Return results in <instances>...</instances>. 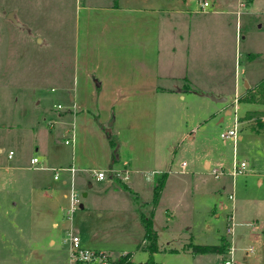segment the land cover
<instances>
[{
    "label": "rangeland",
    "instance_id": "obj_1",
    "mask_svg": "<svg viewBox=\"0 0 264 264\" xmlns=\"http://www.w3.org/2000/svg\"><path fill=\"white\" fill-rule=\"evenodd\" d=\"M113 1L0 0V264H69L70 229L83 245L126 253L132 264H222L229 246L238 264H264V128L257 123L264 106L238 102L264 77V0H167L184 11L180 19L192 18L196 86L213 88L167 101L125 87L126 98L115 100L108 93L114 88L81 82L84 53L91 60L108 45L102 24L88 18L106 14L99 7ZM203 1L208 8L201 9ZM207 33L210 41L201 36ZM208 57L213 69L204 76L198 69ZM248 111L263 114L243 119ZM236 117L237 138L222 137ZM32 154L42 163L30 164ZM241 160L245 170L233 175ZM130 163L153 169L155 181L164 171L171 180L154 215V253L141 222L153 208L152 181L137 174L130 187V175L111 172ZM210 166L223 173L215 177ZM99 170L103 179L94 174ZM71 182L83 205L72 213ZM224 241L221 252L191 250Z\"/></svg>",
    "mask_w": 264,
    "mask_h": 264
},
{
    "label": "crops",
    "instance_id": "obj_2",
    "mask_svg": "<svg viewBox=\"0 0 264 264\" xmlns=\"http://www.w3.org/2000/svg\"><path fill=\"white\" fill-rule=\"evenodd\" d=\"M106 3H115L99 7L103 14L109 15L104 14L96 19H91L90 16L88 18V20H95L94 22L98 25L99 23L102 24L99 33L106 35L105 40L108 45L107 50L103 52L96 51L91 60L88 59L87 53H84L79 71V78L84 85L89 88L95 87L100 91L101 88H104V90L110 87L114 88L115 90L112 93L107 91L111 97H115V100L116 98L118 100L126 98L127 93L121 90L122 87L140 89V94L152 95L160 98L161 101H167L169 98L184 99L187 93L200 94L202 92L208 93L209 91H213V88L209 84H206V86L198 85L201 88L197 90L198 87L192 75L195 68V57H193L192 50L190 51L194 31L188 28L190 24L188 22H192V18H189L188 21L187 17H182V19L178 17V14L184 13V11L170 8L167 0H114L113 2ZM208 7L209 5L204 7L201 4V9ZM201 36L206 41L212 39L209 33L202 34ZM122 39L124 40L122 41ZM168 42L171 46V51L167 49ZM180 46L181 51L178 50ZM125 48L130 49V51H125ZM201 60L204 62L203 58ZM203 66L198 71L204 76L209 75L213 69L210 57L205 59ZM214 93L218 96L222 94L221 92ZM73 99V97H70V100L73 101ZM239 137L241 136L239 135ZM2 150L0 148V152ZM14 153L11 155L8 153L9 158H12ZM33 156H37L38 161L31 163L30 160ZM42 161L43 159L37 154H32L29 159L32 165L42 163ZM114 161L111 158L110 164H113ZM206 161L210 165V161ZM130 165L127 167L130 170V178L128 179L130 181H126L130 187H132V184L134 185L132 180L134 179V175L144 174L147 171L153 170L142 169L131 163ZM158 170L157 172L162 171L161 169ZM144 177V180L150 179L152 181L148 186L153 199L155 174L150 176V178L146 175ZM109 178L112 184L111 174ZM67 182V178L62 179V183L66 184ZM170 182L171 180L167 173L161 188L159 200L156 206L150 207V210H153V228L157 206L165 196ZM177 188L178 185L176 186V190H171L170 187L171 193L176 194ZM134 192L136 191L134 190ZM174 198L175 195L171 199L173 203ZM150 202L145 201V205H149ZM165 210H168L169 213L172 211L167 206ZM55 225L56 223L53 224V226Z\"/></svg>",
    "mask_w": 264,
    "mask_h": 264
},
{
    "label": "built area",
    "instance_id": "obj_3",
    "mask_svg": "<svg viewBox=\"0 0 264 264\" xmlns=\"http://www.w3.org/2000/svg\"><path fill=\"white\" fill-rule=\"evenodd\" d=\"M202 5L204 7L208 6L207 1H203ZM240 9H242L240 7ZM237 100V99H236ZM57 108H60V105L57 106ZM264 121V120H263ZM238 120L236 117V123L234 128L229 129L227 132H222L221 136L222 137H229L232 139L237 138L238 136ZM70 141L68 139H65V143H69ZM12 153V151H9V155ZM31 163L37 162L38 157L33 156L31 157ZM184 163V162H183ZM247 166V163L245 160L237 161L235 162L231 173L233 175H236L238 173H242ZM73 170V168H71ZM119 174H123L122 178L127 179L130 175V170L127 167L121 168V169H114L113 171H117ZM120 170V172H119ZM210 173L213 174L215 177H218L221 173H223L222 169H219L218 167H210ZM94 174L97 175L99 179H103L105 177V171H94ZM155 174L154 171H147L146 176L150 177ZM54 178H58V173L55 172ZM71 192L68 196L69 198V212L72 213L80 204H79V199L77 196V193L74 191L73 188V182H71ZM229 198H233V195H229ZM230 223L227 226L226 232L231 238L233 237L234 233V219L233 215L230 217ZM232 240V239H231ZM232 242V241H231ZM64 243L68 246V263L69 264H125L126 261H131V259H126L124 256L126 253H122L118 256H112L109 253L102 251V250H96L89 248L85 245L82 244L81 238L78 233L70 229L64 239ZM124 258V259H123ZM132 262V261H131ZM222 264H238L234 258H233V247L229 246L228 247V256L227 258L223 259Z\"/></svg>",
    "mask_w": 264,
    "mask_h": 264
},
{
    "label": "trees",
    "instance_id": "obj_4",
    "mask_svg": "<svg viewBox=\"0 0 264 264\" xmlns=\"http://www.w3.org/2000/svg\"><path fill=\"white\" fill-rule=\"evenodd\" d=\"M240 101L264 106V77L254 87L247 90V94L245 96L238 98V102ZM257 114L260 115L263 113L260 112L258 113L257 111H248L247 114L242 118L249 119ZM260 119L261 117L257 119V123L259 127L264 128V122L260 121ZM116 157H117L116 150H114L112 153V159L116 160ZM165 175H166L165 172L160 174L153 185V199H152L153 207L156 206L159 200L161 188L165 180ZM124 185L126 184L124 183ZM152 218H153V210L150 212L149 216L141 215V222L145 230V238H146L145 242H147V247L150 250V252L154 253L158 250V244H157V232L153 228ZM224 245H227L225 241L219 245H192L191 250L192 252L195 253L221 252ZM125 264H132V262L126 261ZM147 264H154L152 258H149Z\"/></svg>",
    "mask_w": 264,
    "mask_h": 264
},
{
    "label": "water",
    "instance_id": "obj_5",
    "mask_svg": "<svg viewBox=\"0 0 264 264\" xmlns=\"http://www.w3.org/2000/svg\"><path fill=\"white\" fill-rule=\"evenodd\" d=\"M9 19L11 21H13L14 23H16L18 26H21L16 20H15V17L13 15V13H10L9 14ZM212 100L214 101H217V102H221V101H226V98L225 97H216V96H213V95H208ZM229 113V111L227 112ZM81 208H82V204L79 205Z\"/></svg>",
    "mask_w": 264,
    "mask_h": 264
}]
</instances>
